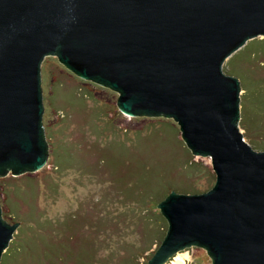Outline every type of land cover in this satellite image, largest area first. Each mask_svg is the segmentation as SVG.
I'll return each instance as SVG.
<instances>
[{"label": "water", "instance_id": "95a60500", "mask_svg": "<svg viewBox=\"0 0 264 264\" xmlns=\"http://www.w3.org/2000/svg\"><path fill=\"white\" fill-rule=\"evenodd\" d=\"M264 36V0H0V176L47 163L44 58L120 93L131 116L174 120L214 186L158 204L168 229L147 264L190 245L213 264H264V149L240 128L242 83L225 60ZM0 198V263L19 223Z\"/></svg>", "mask_w": 264, "mask_h": 264}, {"label": "rangeland", "instance_id": "374dc122", "mask_svg": "<svg viewBox=\"0 0 264 264\" xmlns=\"http://www.w3.org/2000/svg\"><path fill=\"white\" fill-rule=\"evenodd\" d=\"M235 53L225 60L227 69ZM42 65L46 136L52 141L48 163L35 173L7 170L0 176L3 216L32 228V235L33 228L50 223L54 228L41 235L51 243L68 232L67 222L78 223L75 234L67 235L75 241L61 238L63 253L39 245L34 264H147L159 245L153 235H164L168 222L159 209L146 217L143 200L150 191L210 190L216 181L211 159L189 152L197 167L184 178L189 148L173 119L121 113L119 92L77 76L55 54ZM52 150L62 161L58 169ZM80 242L83 247L76 248ZM163 264H213V258L206 248L190 245Z\"/></svg>", "mask_w": 264, "mask_h": 264}, {"label": "trees", "instance_id": "16d2710c", "mask_svg": "<svg viewBox=\"0 0 264 264\" xmlns=\"http://www.w3.org/2000/svg\"><path fill=\"white\" fill-rule=\"evenodd\" d=\"M227 67V71L229 73L233 72L236 74V77H238L242 83L243 94L241 95L239 125L243 130V136L251 145L254 146V148L264 149V38L252 39L247 42L243 49L239 50L233 57H231V59L228 61ZM157 121L164 122L167 120ZM52 152L56 158L54 167L58 169L62 165V161L59 159L57 152L53 150ZM189 152L192 154L190 149L189 151L187 150V158L183 160V167H186L187 174L184 176V178L192 177V173H194V170L197 167L196 164L191 161ZM138 189L142 194V189ZM170 191L171 190L160 196H154L151 194V191L149 192L142 202L144 205L143 213L146 215V217L148 216L147 213L156 214L158 210V204L168 196ZM160 218L161 217L158 216V219ZM155 219L157 218L155 217ZM75 222L76 221H73V223L67 222L68 232L61 236L62 239L65 241L68 240L69 243L75 241L76 239L71 238V236L67 237V235L75 234L77 231L78 223L76 222L77 224H75ZM43 225L39 224L38 227L33 228L36 232V234L33 235L31 234V232H34L32 228L27 226H19L14 233L8 248L2 254L0 264H34L32 255L35 254V249L38 248L39 245L40 247L43 246L45 250L51 245L52 247L50 250L57 251L56 253H63V241L61 242V238L59 239L60 241L57 240V242L54 243H51L50 240L47 241V237L42 239L41 234L49 231V229L45 227L52 226V228H54V226L50 223ZM166 232L164 235H162L161 233L163 232H159L157 234L156 231V234L153 235V237L157 235L155 237V243L159 242L158 247L164 239ZM81 242L80 244L76 243L75 247L77 248L79 245L83 247Z\"/></svg>", "mask_w": 264, "mask_h": 264}]
</instances>
